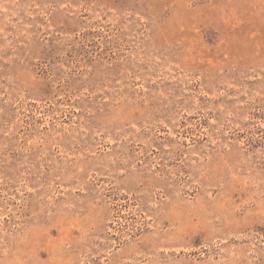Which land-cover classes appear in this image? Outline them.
Instances as JSON below:
<instances>
[{
	"label": "rangeland",
	"instance_id": "rangeland-1",
	"mask_svg": "<svg viewBox=\"0 0 264 264\" xmlns=\"http://www.w3.org/2000/svg\"><path fill=\"white\" fill-rule=\"evenodd\" d=\"M0 264H264V0H0Z\"/></svg>",
	"mask_w": 264,
	"mask_h": 264
}]
</instances>
